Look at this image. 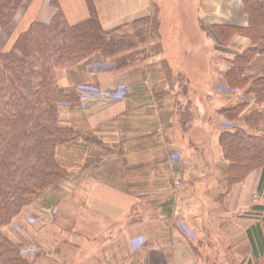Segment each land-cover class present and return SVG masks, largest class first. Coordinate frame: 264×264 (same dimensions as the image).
Wrapping results in <instances>:
<instances>
[{
  "label": "crops",
  "instance_id": "crops-1",
  "mask_svg": "<svg viewBox=\"0 0 264 264\" xmlns=\"http://www.w3.org/2000/svg\"><path fill=\"white\" fill-rule=\"evenodd\" d=\"M58 1L69 22L87 17L85 0ZM172 1L95 0L105 28L146 15L151 5L159 6L160 16L163 7H171L170 19L164 23L160 18L163 56L171 73L159 60L121 72L107 65L92 72L96 58L64 69L58 84L67 92L83 82L127 88L113 101H78L61 109L65 124L80 132L56 147V159L68 176L23 210L39 222L53 219L64 236L78 244L97 238L106 245L105 240L110 244L125 238L128 246L138 247L119 256L123 264H199L191 240L176 223L201 232V223L224 210V200L237 197L240 184L227 192L228 161L219 136L231 121L220 108L239 100L224 77L230 64L213 49L219 42L213 27L246 26L248 16L242 0H195V14L185 25L188 32H183ZM182 2L185 6L190 0ZM55 12L50 0H23L12 21L0 29V51L9 49L30 22L47 23ZM191 58L197 60L190 65ZM252 64L249 72L264 66V53ZM199 66L209 70L203 94L194 81ZM186 79L194 86L190 94L183 91ZM232 123L241 125L240 120ZM260 173L253 170L246 178L258 184Z\"/></svg>",
  "mask_w": 264,
  "mask_h": 264
},
{
  "label": "trees",
  "instance_id": "trees-1",
  "mask_svg": "<svg viewBox=\"0 0 264 264\" xmlns=\"http://www.w3.org/2000/svg\"><path fill=\"white\" fill-rule=\"evenodd\" d=\"M22 1L0 0V29L12 21ZM85 3L87 17L69 22L59 1L50 0L56 9L51 20L47 23L30 22L17 34L9 49L0 51V264L31 263L22 250L23 242L9 238L2 228L20 216L25 206L38 200L68 176V171L56 159V147L76 138L80 132L61 119L60 106L81 101L77 90L81 85L106 89L83 82L67 92L58 84L56 71L96 58L92 72L102 70L106 65L121 72L130 70L136 63L143 66L148 60H159L166 73H171V67L163 56L160 34V18L163 17L166 23L167 12L160 16L159 6L154 5L152 14L105 28L95 0H85ZM242 3L248 16L246 26L213 27L219 41L215 46L229 41L235 34L249 40L240 54L229 58L230 66L224 74L227 87H246L248 99H244L245 103L237 102L220 108L232 127L224 128L219 142L228 161L226 190L249 172L259 169L257 190L261 191L264 130L259 134L249 130H256V125L263 118L258 107L264 102V66L253 73L246 74L245 71L254 55L264 52V0H242ZM200 27L203 29L201 23ZM196 60L191 58L190 65ZM119 87L122 93L127 88L118 84L108 89L114 91ZM192 90L194 86L186 79L184 93L190 94ZM99 102L89 100L86 105ZM248 103L255 106L250 108ZM241 117L244 125H233L232 122ZM255 207L264 210V205ZM247 236L252 255L264 254V215L260 222L247 229Z\"/></svg>",
  "mask_w": 264,
  "mask_h": 264
},
{
  "label": "rangeland",
  "instance_id": "rangeland-1",
  "mask_svg": "<svg viewBox=\"0 0 264 264\" xmlns=\"http://www.w3.org/2000/svg\"><path fill=\"white\" fill-rule=\"evenodd\" d=\"M162 1L164 4L167 3V0ZM176 2V0L172 1V5H174L175 8V14L173 16L177 17V20L180 19V21L183 22V32H188V30L185 29V25L189 20L191 21L190 18L195 14V0H190V3L185 6L182 5L183 2L181 3V0L178 1V6ZM184 3L187 4V1ZM154 7V5L148 6L146 8L147 14H152L153 11H155ZM171 9L172 8L169 6L162 8L163 15L164 10H166L169 19L171 16L169 11ZM248 43V38L235 34L229 41L222 45H214L213 49L220 57L228 62L230 57L234 58L237 54H240L241 50L246 47ZM196 45L194 40L190 41V46L195 47ZM208 48L211 50L212 47ZM214 50H212V52ZM258 55L259 54L254 55V58ZM182 57L183 56H181V58ZM252 60L246 66V74L253 73V71H248L249 67H253ZM180 62L182 61L180 60ZM209 68L208 65V69ZM63 70L64 69L56 71L57 81ZM205 72L201 67L199 71L194 72L196 74V79H194V81L197 86H201L198 89L200 91L206 90L209 87V70ZM245 88L246 87L232 88L238 92L237 99L240 103H245L244 99L247 98L245 95ZM248 106L252 108L255 104L248 103ZM62 108L63 105L60 106V109ZM258 109L263 118L260 123L256 125V130H251V132H256V134L259 130H264V102L259 104ZM247 111L248 109L244 112L246 113ZM61 119L63 120V118ZM240 121L242 125L243 117L240 118ZM226 126V128H228L230 126L229 123ZM254 171L260 170L255 169ZM246 177H243L239 181L240 184L238 186L237 197L224 200V202H226V205L223 207L224 210L211 214L207 221L201 223V232L190 231L181 221L176 223L178 231L183 229L184 233L187 235L186 237L191 240L190 242L193 244L192 247L197 255L199 264H264V254L258 257L252 255L247 236V228L260 222L264 215V210L255 207L264 205V185L262 184L263 187L261 192H258L257 181H250V177L248 179ZM243 180L244 183L242 184ZM235 184L236 183H232L231 186L228 187V191H230ZM225 194L224 196L226 197ZM23 210L20 216L16 217L11 223L5 225L2 231L9 238L11 236L13 240H21L23 242L22 250L31 261L30 264H123V262L120 261V257L130 255L131 252L138 247L136 245L128 246L127 240L123 237L117 241L113 240L110 244H107L105 240L106 245H104L103 239L97 238L89 239L87 244H78L80 242L70 241L65 237L63 232L59 230V227L53 223V219H51L52 222H48L51 224L39 222V220L29 217Z\"/></svg>",
  "mask_w": 264,
  "mask_h": 264
},
{
  "label": "built area",
  "instance_id": "built-area-1",
  "mask_svg": "<svg viewBox=\"0 0 264 264\" xmlns=\"http://www.w3.org/2000/svg\"><path fill=\"white\" fill-rule=\"evenodd\" d=\"M80 93V97L82 101H89V100H112L116 99L121 96L122 92L120 87L116 90H109V89H97L91 88V86L81 85L77 89ZM93 90L94 92H91Z\"/></svg>",
  "mask_w": 264,
  "mask_h": 264
}]
</instances>
